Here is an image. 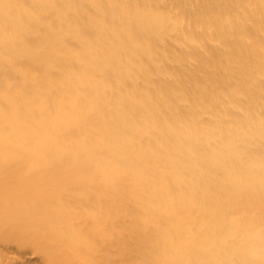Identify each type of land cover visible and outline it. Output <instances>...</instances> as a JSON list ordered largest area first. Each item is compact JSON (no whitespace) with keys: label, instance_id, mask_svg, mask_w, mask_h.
Returning a JSON list of instances; mask_svg holds the SVG:
<instances>
[{"label":"bare ground","instance_id":"obj_1","mask_svg":"<svg viewBox=\"0 0 264 264\" xmlns=\"http://www.w3.org/2000/svg\"><path fill=\"white\" fill-rule=\"evenodd\" d=\"M0 264H264V0H0Z\"/></svg>","mask_w":264,"mask_h":264}]
</instances>
